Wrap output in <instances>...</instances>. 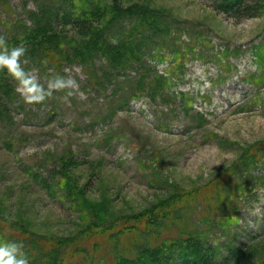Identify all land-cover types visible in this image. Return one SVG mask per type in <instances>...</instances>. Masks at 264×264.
Returning <instances> with one entry per match:
<instances>
[{
    "label": "rangeland",
    "instance_id": "rangeland-1",
    "mask_svg": "<svg viewBox=\"0 0 264 264\" xmlns=\"http://www.w3.org/2000/svg\"><path fill=\"white\" fill-rule=\"evenodd\" d=\"M64 1L0 0V34L9 46L24 43L26 69L45 85L59 74L79 86L69 103L58 92L28 105L0 71L2 89L9 81L13 90L0 92V242L22 243L29 264L40 255L76 264L87 253L114 264L120 229L135 225L142 236L154 216H170L161 235L194 231L189 243L210 256L184 254L182 264H264V0L253 17L238 0H68L99 7L105 23L125 18L123 35L133 31L134 42L142 31L134 21L146 23L156 36L141 43L150 73L99 49L80 61L86 16L78 9L74 18ZM38 5L47 13L34 24ZM57 6L68 11L53 13ZM44 35L43 53L34 47Z\"/></svg>",
    "mask_w": 264,
    "mask_h": 264
},
{
    "label": "trees",
    "instance_id": "trees-1",
    "mask_svg": "<svg viewBox=\"0 0 264 264\" xmlns=\"http://www.w3.org/2000/svg\"><path fill=\"white\" fill-rule=\"evenodd\" d=\"M223 1H227V0H223ZM234 1L235 0H233V2ZM64 2L72 6V10L69 12V14L71 13V15L74 18L79 17L78 9L80 10L81 16L87 17L81 20L80 22L81 24L78 27L80 28L81 31L88 32L89 38L82 45H80L77 48H74V54L75 56L76 54H79L80 61H85L89 59L90 57L91 59L92 58L96 59L100 57V54L96 56L94 54V51H96L95 49H99V51H101V54L104 56H107V60L110 61L111 63L113 62L112 60H117V62H119L123 67H125L127 66L126 62L130 63L131 62L130 59H132L134 61L133 64H138V66L144 69L143 73H146V72L150 73L151 70L146 67L145 62L142 60V55L145 51L143 47L145 46H141V45H146V43H143V44L141 43L144 42L143 39L145 38H147L148 40H152V38H156V36L152 34L154 31L150 32L148 28L145 27L144 24L146 23H139V22L134 21L136 26H139V27L142 26L141 27L142 31L139 33L141 35V39L138 40L137 42H134L133 37L135 36L134 35L135 33L133 31L129 32L130 38H127L126 36H124L125 34L123 35V32L125 31L124 26L127 25V24L124 25L125 18H121V19L116 18L112 20L110 19L108 23L107 22L105 23V20H103V17L100 14L99 7H96L93 10L88 11V10H82L81 6H76V4H79V1L77 2L75 1L74 4L70 3L68 0H65ZM236 3H237L236 8H239V10L242 13H245L250 17H253L256 15L255 8H256L257 0H238ZM116 4L118 8H121L120 7L121 4L119 2H116ZM138 8H141V7H138ZM65 11H68V10L63 8L62 6H57L54 9L53 13L57 12L58 14L59 13L63 14L65 13ZM119 11L120 13L126 12L124 16L127 15V11H121V9ZM149 11L150 13L155 14V15L163 14V13H157L152 10H149ZM31 12L33 14L32 17L34 19L32 20V22L34 24H38V22H40L43 18H45L46 13H47L43 5H38V8L36 9V11L31 10ZM88 14L91 17L88 16ZM106 28H115L117 31V34L112 35L110 36V39H107L108 37H106L105 31H104ZM32 31L35 32V30H32ZM36 35H38V33ZM25 36L26 35L24 34L23 37ZM44 37L45 38L44 39L41 38L40 43L36 47H34L35 49H37L38 51H42L43 53L46 51V49L49 48V42H50V36L44 35ZM52 48H55L57 53L63 54L65 58L67 57L66 62H72L74 60V58H72V54L67 55L66 54L67 50L58 46V43H53ZM37 50H34V51H37ZM40 63L42 64V62ZM131 64L132 63H130V65ZM0 76H1L0 92L2 91L4 94H6L5 91H8V93L10 91H13L12 88H10L11 84L9 83V81L6 82V87H4V90L2 89V86L4 84V79H6L7 77L5 78L6 74L2 72H0ZM7 86H8V89H7ZM137 86L139 87V84H137ZM2 107H3L2 103H0V110ZM168 218H170V216H154L153 220L149 222V226L147 224V226H144V227L142 226V229L137 228L142 233V236L137 231H134L133 228H135V225H127L126 229H120L119 232L115 234V240H113V244H112L113 253H115L114 259L119 261V262L116 261L114 264H172V261H175V260L179 262L184 254L185 256L187 255L195 256L196 258H198V260L203 261V262L210 258V256L209 257L206 256V252L202 253L201 247L197 248L196 246V248H193L194 245L198 243H195V242L189 243V241H192L191 236L197 237L194 234L195 233L194 231H189L187 234H185L184 237L180 236L183 234L181 232H180V235L177 237H163L161 235L165 233L164 231L165 229L163 227L166 225L167 226L169 225ZM171 220H174V219H171ZM140 222H142V220H140ZM148 228H150L151 231L148 230ZM150 234H155L156 236L154 237H156L157 240L159 239V243L157 245H155V242H152V240L150 239ZM125 236L131 237L133 240L131 238L130 240H127ZM143 237L146 242L143 241L142 245L138 244L139 246L137 245L138 247L136 251H133V249L129 250V245L131 246L132 241L134 242L140 241V239L142 240ZM81 238L82 236H79V237L77 236L75 238V243H79ZM73 240L74 239H72V241ZM148 241H150L149 244H148ZM51 244H53V246H57L58 242L51 241ZM45 245L46 244L44 243L43 246ZM74 245L76 249L78 246L76 244ZM83 245H84V248L87 249V246L85 245V243H83ZM120 245H122L124 252L119 251ZM180 246H183V248L179 249ZM171 247H172V250L170 254L168 256L167 255L163 256V251L165 252ZM75 249H72V251ZM184 251L186 253H184ZM69 252H70V248L68 250V253ZM96 255L97 254L95 253H92V254L87 253L86 255L84 254L80 257L83 260L82 261L80 259L76 260V264H95V261L97 259ZM187 260H186V264H188ZM64 262H65V256H62L61 259L57 258L56 256L44 259L43 256L40 255L38 256V258H36L35 262L31 264H65ZM101 263L107 264L105 261H101ZM97 264H100V262ZM179 264H182V262L180 261Z\"/></svg>",
    "mask_w": 264,
    "mask_h": 264
},
{
    "label": "clouds",
    "instance_id": "clouds-1",
    "mask_svg": "<svg viewBox=\"0 0 264 264\" xmlns=\"http://www.w3.org/2000/svg\"><path fill=\"white\" fill-rule=\"evenodd\" d=\"M27 49L24 43L9 46L5 35L0 34V71L7 72L16 82L17 92L23 102L28 105L40 104L52 98L54 93L62 92L59 99L69 103L78 93L77 81L72 77L53 74L46 85L41 83L37 75L26 69ZM0 264H29L23 244L18 242H0Z\"/></svg>",
    "mask_w": 264,
    "mask_h": 264
}]
</instances>
